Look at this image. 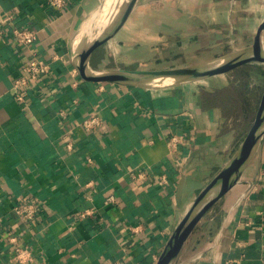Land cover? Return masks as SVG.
<instances>
[{"label":"crops","instance_id":"1","mask_svg":"<svg viewBox=\"0 0 264 264\" xmlns=\"http://www.w3.org/2000/svg\"><path fill=\"white\" fill-rule=\"evenodd\" d=\"M101 1L65 0L58 8L49 0H0V264H19L9 236L31 246L33 260L25 264H156L194 196L239 143L223 110L226 87L219 82L226 73L163 89L69 74L71 50ZM9 13L11 23L35 31L32 43L11 38ZM257 35L264 39V0H137L123 25L93 50L90 65L183 66L246 46ZM54 51L63 58L22 87L16 101L11 82L22 65L32 53L47 58ZM243 66L264 72V63L231 71L257 75ZM247 87L255 112L264 83ZM88 115L100 119L94 128L81 125ZM169 132L184 134L180 172L167 154ZM143 165L149 178L131 182L128 170ZM161 172L164 186L155 182ZM108 193L115 203L103 202ZM219 200L176 264H264V135L241 181ZM18 201L36 204L31 220L12 210ZM86 208L93 212L77 219Z\"/></svg>","mask_w":264,"mask_h":264},{"label":"water","instance_id":"2","mask_svg":"<svg viewBox=\"0 0 264 264\" xmlns=\"http://www.w3.org/2000/svg\"><path fill=\"white\" fill-rule=\"evenodd\" d=\"M136 3L137 0H102L92 13L70 54L71 63L83 78L144 89H163L203 81L243 64L264 63V39L257 35L254 41L246 46L183 66L153 69L92 67L90 56L93 50L123 25ZM263 135L264 87L252 121L243 137L219 170L194 196L165 240L156 264H176L178 254L194 227L217 200L241 181L243 172ZM183 182L184 176L177 185V200L180 198Z\"/></svg>","mask_w":264,"mask_h":264},{"label":"built area","instance_id":"3","mask_svg":"<svg viewBox=\"0 0 264 264\" xmlns=\"http://www.w3.org/2000/svg\"><path fill=\"white\" fill-rule=\"evenodd\" d=\"M49 3L55 5L56 7H62L65 0H49ZM11 14L5 16V20L10 23V36L18 44L27 46L32 43L36 38V33L34 30L28 27L16 26L11 23ZM63 55L57 53L56 51L50 53L49 57H40L32 53V56L22 65L20 75L14 77L11 82V89L13 91V97L16 101H21L23 99L21 88L27 85L30 81L38 80L39 78L47 75L51 71V62L53 60L62 59ZM68 72L71 76L75 77L78 74L77 69L74 66L69 67ZM73 84L76 82L73 81ZM100 119L97 115H88L84 117L81 121V125L86 129L94 128ZM184 142V134L169 132L166 139L165 145L167 149V154L172 158L174 169L180 172L184 163L185 155L179 149V145ZM66 147L70 148V142L66 143ZM89 162L90 158L87 159ZM129 179L131 182H139L141 180H147L149 178L147 172V166H136L128 170ZM155 182L158 186H164L168 183L167 174L161 172L156 175ZM104 203L112 204L116 202V197L113 193H108L104 200ZM12 210L20 217L22 221L31 220L37 210V206L31 201H18L12 206ZM93 212L92 208H86L80 210L76 218L82 219L85 216L90 215ZM8 239L13 243V254L12 259L14 262L19 264H25L33 260V251L30 245L18 243L15 236H9ZM102 264H124L119 260L107 259L103 261Z\"/></svg>","mask_w":264,"mask_h":264},{"label":"rangeland","instance_id":"4","mask_svg":"<svg viewBox=\"0 0 264 264\" xmlns=\"http://www.w3.org/2000/svg\"><path fill=\"white\" fill-rule=\"evenodd\" d=\"M244 68H248L249 71H256L257 75L254 73L248 74L246 76L242 77H237L239 76V71L240 69L234 70V71H229L224 74V80L223 82H219V85H222L223 87H226L225 89L222 90L224 95L226 94V101L223 102V110L226 111L227 115L231 118L233 124L236 126V143H238L241 138L243 137L244 133L246 132L247 128L249 127L253 115H254V107H250V101L249 97L247 96V83L254 82V80H257L259 84L264 83V72H258V68L256 67H248V66H243ZM239 70V71H238ZM239 78L240 80H238ZM210 81V80H206ZM240 81V82H239ZM204 83V82H202ZM238 83V84H237ZM220 200H217L213 204V208L211 207L207 212H206V217L207 215H210L213 211V209H216L217 206L219 205ZM220 214L218 213V216ZM221 216V215H220ZM197 225L194 227V229L191 231L190 235L188 236L187 240L185 241L184 245H187L189 243V238L194 237V235L198 232Z\"/></svg>","mask_w":264,"mask_h":264}]
</instances>
